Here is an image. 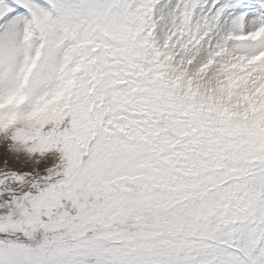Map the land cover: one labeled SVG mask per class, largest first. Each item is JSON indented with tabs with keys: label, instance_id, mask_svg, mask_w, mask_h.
<instances>
[{
	"label": "snow or ice",
	"instance_id": "1",
	"mask_svg": "<svg viewBox=\"0 0 264 264\" xmlns=\"http://www.w3.org/2000/svg\"><path fill=\"white\" fill-rule=\"evenodd\" d=\"M0 264H264V0H0Z\"/></svg>",
	"mask_w": 264,
	"mask_h": 264
}]
</instances>
